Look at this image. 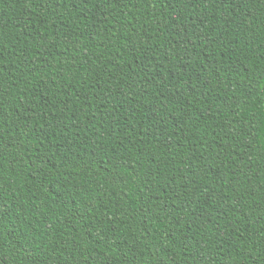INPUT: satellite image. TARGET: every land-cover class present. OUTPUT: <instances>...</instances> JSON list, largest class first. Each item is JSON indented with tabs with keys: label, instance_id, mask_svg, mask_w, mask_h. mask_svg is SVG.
I'll list each match as a JSON object with an SVG mask.
<instances>
[{
	"label": "trees",
	"instance_id": "1",
	"mask_svg": "<svg viewBox=\"0 0 264 264\" xmlns=\"http://www.w3.org/2000/svg\"><path fill=\"white\" fill-rule=\"evenodd\" d=\"M0 264H264V0H0Z\"/></svg>",
	"mask_w": 264,
	"mask_h": 264
}]
</instances>
